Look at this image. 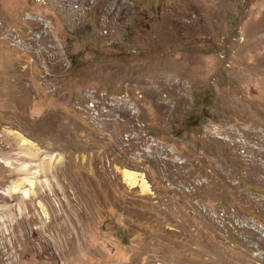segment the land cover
<instances>
[{
	"label": "rangeland",
	"instance_id": "rangeland-1",
	"mask_svg": "<svg viewBox=\"0 0 264 264\" xmlns=\"http://www.w3.org/2000/svg\"><path fill=\"white\" fill-rule=\"evenodd\" d=\"M0 264H264V0H0Z\"/></svg>",
	"mask_w": 264,
	"mask_h": 264
},
{
	"label": "bare ground",
	"instance_id": "bare-ground-1",
	"mask_svg": "<svg viewBox=\"0 0 264 264\" xmlns=\"http://www.w3.org/2000/svg\"><path fill=\"white\" fill-rule=\"evenodd\" d=\"M41 20H42V19H41ZM125 176H126L127 179H129L130 181H132V182L135 183L136 179H135L134 175H130V174L126 173ZM130 181H129V182H130ZM136 182H137V181H136ZM137 184H138V183H137ZM143 185H144V181H143ZM141 187H144V186H141Z\"/></svg>",
	"mask_w": 264,
	"mask_h": 264
}]
</instances>
